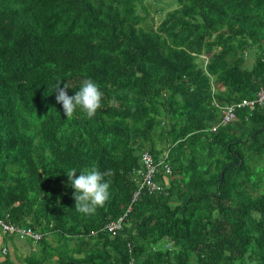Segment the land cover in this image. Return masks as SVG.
I'll return each mask as SVG.
<instances>
[{
	"label": "trees",
	"instance_id": "1",
	"mask_svg": "<svg viewBox=\"0 0 264 264\" xmlns=\"http://www.w3.org/2000/svg\"><path fill=\"white\" fill-rule=\"evenodd\" d=\"M171 1L155 24L156 0H0V219L43 234L0 264H264V106L210 131L211 99L264 89V0ZM85 79L101 108L67 119L53 85ZM145 151L163 189L131 202ZM93 167L115 175L85 216L66 172Z\"/></svg>",
	"mask_w": 264,
	"mask_h": 264
},
{
	"label": "clouds",
	"instance_id": "2",
	"mask_svg": "<svg viewBox=\"0 0 264 264\" xmlns=\"http://www.w3.org/2000/svg\"><path fill=\"white\" fill-rule=\"evenodd\" d=\"M53 86L56 89L55 99L57 103L62 105L67 119H71L78 108L85 114L86 118L92 119L95 117L97 110L101 108L103 93L99 86L91 79L83 80L79 90L71 96L67 92L69 88L67 83L61 87V82L58 81ZM66 173L69 184L74 189L72 198L75 201V210L78 213L85 216L94 215L97 208L102 207L109 200L110 181H105L104 178L114 176L113 170L109 169L101 173L95 167L91 169L85 168L77 175V170L73 168ZM40 235L42 238L43 234Z\"/></svg>",
	"mask_w": 264,
	"mask_h": 264
},
{
	"label": "built area",
	"instance_id": "3",
	"mask_svg": "<svg viewBox=\"0 0 264 264\" xmlns=\"http://www.w3.org/2000/svg\"><path fill=\"white\" fill-rule=\"evenodd\" d=\"M255 105L264 106V89L258 90L253 98H243L236 103L229 104H218L215 100L211 99L210 106L217 110L219 117H217L216 122L210 128V131H215L217 128L225 125H229L236 120V110L246 108L252 110L255 108ZM140 168L137 169V174L140 175V181L138 182L137 190L132 194L131 202L136 199L137 194L140 190L145 188L147 192H162V187L160 184L156 183L153 180V173L156 167L161 165L160 161H153L150 155L146 152H143L139 158ZM163 172L165 175H169V167L163 165ZM166 182V180H165ZM129 208L126 210V212ZM126 212L122 214L115 221H110L102 227V230L111 236L115 235L121 228L124 222ZM0 233L5 235H13L16 238L23 240L28 239L33 243L41 239V235L34 231L28 226H17L9 222L0 219Z\"/></svg>",
	"mask_w": 264,
	"mask_h": 264
},
{
	"label": "rangeland",
	"instance_id": "4",
	"mask_svg": "<svg viewBox=\"0 0 264 264\" xmlns=\"http://www.w3.org/2000/svg\"><path fill=\"white\" fill-rule=\"evenodd\" d=\"M148 1H151V0H147V2ZM152 7L156 9H158V7L162 8L161 13H156L154 15V21H155V24H157L158 20L162 18L163 14L168 10L174 9L175 5L172 3L171 0H156L155 5H152ZM251 63L252 61L248 59L245 63V66L249 67ZM175 179L178 180L179 183H181L180 182L181 176L179 174H176ZM165 183L168 185L170 184L168 183V181H166ZM175 184H177V182ZM173 186H174V182H173ZM0 247H7L8 249H10V252H13V254H9L11 257H13L15 254L23 257V253H22L23 249L26 252L27 250L33 248L32 244L29 243L28 239L20 240L13 235L4 236V237L0 236ZM14 262L15 264L19 263V261H17L16 258H14Z\"/></svg>",
	"mask_w": 264,
	"mask_h": 264
},
{
	"label": "water",
	"instance_id": "5",
	"mask_svg": "<svg viewBox=\"0 0 264 264\" xmlns=\"http://www.w3.org/2000/svg\"><path fill=\"white\" fill-rule=\"evenodd\" d=\"M221 175H222V172L220 173V177H221Z\"/></svg>",
	"mask_w": 264,
	"mask_h": 264
},
{
	"label": "crops",
	"instance_id": "6",
	"mask_svg": "<svg viewBox=\"0 0 264 264\" xmlns=\"http://www.w3.org/2000/svg\"><path fill=\"white\" fill-rule=\"evenodd\" d=\"M25 251H24V249H23V252L22 253H24Z\"/></svg>",
	"mask_w": 264,
	"mask_h": 264
}]
</instances>
